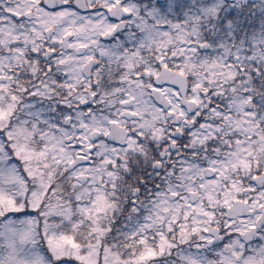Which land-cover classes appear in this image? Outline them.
<instances>
[{"label": "snow or ice", "instance_id": "1", "mask_svg": "<svg viewBox=\"0 0 264 264\" xmlns=\"http://www.w3.org/2000/svg\"><path fill=\"white\" fill-rule=\"evenodd\" d=\"M0 264H264V0H0Z\"/></svg>", "mask_w": 264, "mask_h": 264}]
</instances>
